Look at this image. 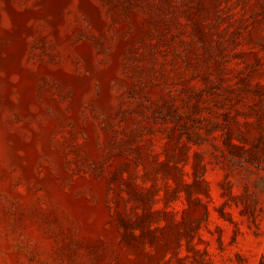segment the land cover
I'll list each match as a JSON object with an SVG mask.
<instances>
[{"label": "rangeland", "instance_id": "374dc122", "mask_svg": "<svg viewBox=\"0 0 264 264\" xmlns=\"http://www.w3.org/2000/svg\"><path fill=\"white\" fill-rule=\"evenodd\" d=\"M0 264H264V0H0Z\"/></svg>", "mask_w": 264, "mask_h": 264}]
</instances>
